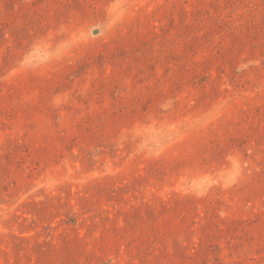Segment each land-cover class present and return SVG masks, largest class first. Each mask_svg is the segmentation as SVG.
<instances>
[{"label":"rangeland","instance_id":"1","mask_svg":"<svg viewBox=\"0 0 264 264\" xmlns=\"http://www.w3.org/2000/svg\"><path fill=\"white\" fill-rule=\"evenodd\" d=\"M0 264H264V0H0Z\"/></svg>","mask_w":264,"mask_h":264}]
</instances>
